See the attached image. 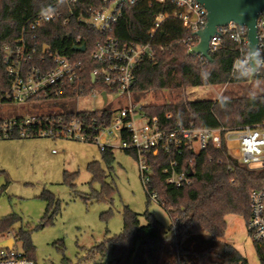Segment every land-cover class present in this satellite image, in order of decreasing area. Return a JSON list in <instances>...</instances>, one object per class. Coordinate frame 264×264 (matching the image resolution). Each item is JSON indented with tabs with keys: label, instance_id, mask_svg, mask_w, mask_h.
Listing matches in <instances>:
<instances>
[{
	"label": "trees",
	"instance_id": "1",
	"mask_svg": "<svg viewBox=\"0 0 264 264\" xmlns=\"http://www.w3.org/2000/svg\"><path fill=\"white\" fill-rule=\"evenodd\" d=\"M55 1L0 0V82L7 80L5 45L15 43L26 21ZM159 10V5H127L123 16L108 32L91 26L72 28L63 27L59 23H47L39 32V40L80 60L82 71L86 74L88 94L91 88L109 91L91 77V71L98 65L91 56L97 42L103 41L107 36L125 42H148V31L153 24L154 14ZM78 34L82 35L85 51L73 49L71 38ZM189 34L174 20L165 23L164 34L159 38L165 48H157L154 58L145 57L137 63L132 92L142 95L172 87L225 84L264 78V69L253 78L242 70L233 71L237 52L235 43L229 37H225L224 46L212 53V59L209 60L201 58L200 54L189 52L190 47L185 40ZM140 111L148 117L157 118L166 128H174L179 124L237 128L264 121V94L142 104ZM114 112L112 108L104 107L77 113L86 116L88 120L95 118L106 124ZM167 113H171V116L168 117ZM74 114L76 110L70 109L50 113V116L68 119ZM2 121L0 118V123ZM124 135L127 136V132ZM113 149L107 147L102 150L103 161L92 160L87 165L92 181H100L102 184L100 191L94 189L95 198H111L117 191L116 185L106 181L115 160ZM124 150L137 158L135 151ZM149 160L152 166L149 186L151 191L158 194L157 201L167 210L171 218L170 226L165 227L148 208L143 213L145 223H142L141 214L125 205L122 232L107 237L105 241L94 246L91 254L105 252L110 247L114 264H179L180 259H187L190 264H248L242 253L221 237L227 229L228 214H239L248 219L250 194L264 183V167L249 168L237 157L230 155L225 144L218 147L212 143L198 152L187 145L180 151H160L157 155H150ZM173 160L176 161V171L185 172L188 176V183L176 185L167 181L165 168ZM76 176L77 172L65 171L64 181L75 187ZM4 189L5 187L1 188L0 194ZM146 192L149 204L151 198L148 191ZM43 197L47 206L36 226L39 228L52 223L60 210L59 200L52 192L43 193ZM84 198L88 199L87 196ZM21 221L22 216L15 212L1 216L0 237H4ZM13 237L22 241L26 253L36 259L31 229L19 226ZM57 244L63 246L61 240ZM256 245L261 264H264V248Z\"/></svg>",
	"mask_w": 264,
	"mask_h": 264
},
{
	"label": "built area",
	"instance_id": "2",
	"mask_svg": "<svg viewBox=\"0 0 264 264\" xmlns=\"http://www.w3.org/2000/svg\"><path fill=\"white\" fill-rule=\"evenodd\" d=\"M146 4L148 7L159 5L161 10L153 17L149 41L146 43L125 42L107 36L96 44L91 56L98 65L91 71L93 81L106 86L109 91L91 88L89 94L99 95L105 103L108 93H131L135 82L134 68L145 58H154L157 48H165L159 41L164 34L165 23L174 20L190 34L185 38L189 47L200 42L195 33L208 22V12L198 0H56L40 10L23 25L20 36L13 44L5 45V64L7 80L0 82V102L20 103L39 99L68 100L88 95L86 74L80 60L64 53L52 44L39 40V32L47 23H59L63 27H95L108 32L123 16L127 5ZM71 29V28H70ZM258 58L256 73L264 69V11L257 19ZM225 37L236 45L237 57L233 71L242 70L251 74L248 27L231 21L217 27L209 42L212 54L224 46ZM82 35L71 38L73 46L85 45ZM44 45L46 47L44 48ZM86 50V49H85ZM38 53H40L38 55ZM201 58H206L200 54ZM87 86V87H86ZM106 91V98L102 92ZM140 106H125L113 109L115 112L109 123L97 119L88 120L76 110L71 118L54 117L49 114L18 116L3 119L0 123V136L20 137L49 136L67 137L89 142H98L102 150L113 147L117 141L122 149L136 152L140 164L143 185L151 199L157 200L158 194L151 191L149 182L152 174L150 155L160 151L170 153L180 151L185 145L198 152L209 143L215 146L225 144L230 155L249 168L264 167V121L254 125L246 124L237 128H208L184 126L166 128L155 117H148L140 111ZM170 117L171 113H167ZM127 132V136L124 133ZM105 136L106 138H103ZM240 141L235 156L228 143ZM176 161L165 168L167 181L176 185L188 183L185 172L176 171ZM252 240L264 248V183L253 189L250 194V215L246 221ZM7 237H0V241ZM15 239V238H14ZM0 264H38L26 251L16 246H0ZM179 264H190L180 259Z\"/></svg>",
	"mask_w": 264,
	"mask_h": 264
},
{
	"label": "rangeland",
	"instance_id": "3",
	"mask_svg": "<svg viewBox=\"0 0 264 264\" xmlns=\"http://www.w3.org/2000/svg\"><path fill=\"white\" fill-rule=\"evenodd\" d=\"M264 94V78L249 79L225 84L181 86L139 95L108 93L107 103L99 95L88 94L68 100L39 99L27 102H0V118L49 114L64 110H96L104 107L119 109L142 104H164L204 98L234 97ZM106 138L105 136H102ZM115 142V160L106 181L116 185L111 198H95L94 189L100 191V181H92L87 165L92 160L103 161L98 142L67 137H0V217L17 213L22 221L15 224L6 235L13 236L22 226L32 230L35 258L38 264H114L110 247L105 252L91 254L94 246L107 237L123 230L125 205L140 213L148 208L169 227L171 218L167 210L151 199L141 178L140 164L136 157L125 152ZM231 152L239 156L238 139L228 143ZM106 166L105 163H103ZM65 171L77 172L75 187L64 181ZM52 192L60 203V210L52 223L36 227L45 213L47 201L43 193ZM84 196L88 197L85 199ZM227 229L221 239L234 245L248 261L261 264L256 243L252 240L246 219L230 213L226 216ZM5 235V237H7ZM63 242L59 246L57 242ZM16 246L24 248L22 241ZM150 264V263H147Z\"/></svg>",
	"mask_w": 264,
	"mask_h": 264
},
{
	"label": "water",
	"instance_id": "4",
	"mask_svg": "<svg viewBox=\"0 0 264 264\" xmlns=\"http://www.w3.org/2000/svg\"><path fill=\"white\" fill-rule=\"evenodd\" d=\"M207 9L208 22L206 26L195 34L199 36L200 42L189 49L190 53L201 54L211 60L209 53V42L220 25H226L231 21L244 24L248 27L251 78L257 70L258 58V29L257 19L261 11H264V0H198ZM46 45H44V48ZM74 50L85 51L86 46H74ZM94 80V76H93ZM106 98V91L102 92ZM14 237L0 241V246H12Z\"/></svg>",
	"mask_w": 264,
	"mask_h": 264
}]
</instances>
